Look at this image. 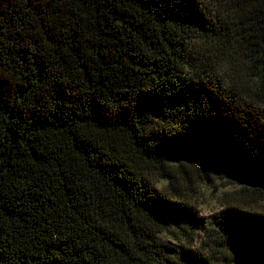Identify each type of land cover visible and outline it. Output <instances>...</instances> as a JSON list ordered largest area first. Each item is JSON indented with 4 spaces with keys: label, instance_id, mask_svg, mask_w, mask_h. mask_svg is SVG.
Here are the masks:
<instances>
[{
    "label": "trees",
    "instance_id": "16d2710c",
    "mask_svg": "<svg viewBox=\"0 0 264 264\" xmlns=\"http://www.w3.org/2000/svg\"><path fill=\"white\" fill-rule=\"evenodd\" d=\"M184 162L264 264V0H0V264H212L159 236L191 243Z\"/></svg>",
    "mask_w": 264,
    "mask_h": 264
},
{
    "label": "rangeland",
    "instance_id": "374dc122",
    "mask_svg": "<svg viewBox=\"0 0 264 264\" xmlns=\"http://www.w3.org/2000/svg\"><path fill=\"white\" fill-rule=\"evenodd\" d=\"M184 165L192 186L190 191V210L193 217L191 243L186 241L181 230L173 223L159 234L160 238L174 246L180 256L183 255L182 251L185 248H190L196 252L207 253L212 264H236L228 249L221 251L220 247L214 246L215 242L212 238L224 215L231 211L234 205L231 202L232 192L240 184L224 173L212 170L197 171L194 164L184 162ZM165 182L166 180L163 179L157 180L156 186L159 187ZM256 207L264 212V202Z\"/></svg>",
    "mask_w": 264,
    "mask_h": 264
}]
</instances>
